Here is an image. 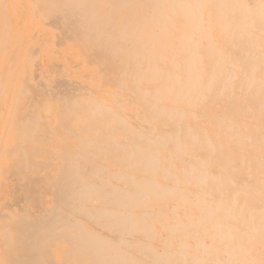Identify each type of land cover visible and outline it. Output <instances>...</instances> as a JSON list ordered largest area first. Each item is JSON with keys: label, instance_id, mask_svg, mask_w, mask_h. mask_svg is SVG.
Instances as JSON below:
<instances>
[{"label": "bare ground", "instance_id": "6f19581e", "mask_svg": "<svg viewBox=\"0 0 264 264\" xmlns=\"http://www.w3.org/2000/svg\"><path fill=\"white\" fill-rule=\"evenodd\" d=\"M63 1L0 0V264H264V0Z\"/></svg>", "mask_w": 264, "mask_h": 264}, {"label": "rangeland", "instance_id": "374dc122", "mask_svg": "<svg viewBox=\"0 0 264 264\" xmlns=\"http://www.w3.org/2000/svg\"><path fill=\"white\" fill-rule=\"evenodd\" d=\"M76 1H79V0H67L65 4L61 3V7L60 9H56V8H52L50 11V15H64V14H67L68 11H72V8L74 7V5L77 3ZM66 5V6H65ZM60 10V11H59ZM5 28V27H4ZM9 31L7 33H3L4 37L7 38V40L9 41H14L16 42V37L13 35V32L12 30L8 29ZM49 30L51 31V40H50V43L54 44L55 45V50L53 51V53H51L49 55V58L54 60L55 58H59V59H63L65 61H67L68 65L69 66H75V71L77 74L81 73V67L80 66H83L84 67H91V60H88L86 57H81L77 60L76 64L73 60L70 59L71 55H67L68 58H63L61 56V54H59V49L62 48V47H66L67 44H63L61 43L58 39L60 36H62L63 34H67V35H73L75 34L76 30H74L73 28H70L66 25H52L49 27ZM25 31L24 33H21V34H18L17 35V38L20 39V40H23L25 38ZM56 36L55 38H53V36ZM81 38H84V37H81ZM56 39V40H54ZM69 43L71 44L70 46H73L75 47L76 49H78L79 51H86L87 49H82L79 47V44H77L76 42L74 41H69ZM16 77V76H15ZM21 90H15L14 88L10 89V91H12V93L14 91H16V97L19 96L20 98H24L26 96V92H27V89L25 87V85H21ZM38 204V203H37ZM33 226V224H29V226ZM28 227V226H27ZM32 227V228H33Z\"/></svg>", "mask_w": 264, "mask_h": 264}]
</instances>
